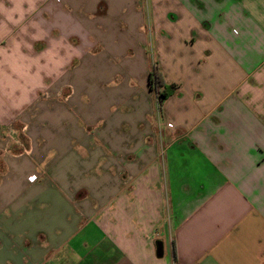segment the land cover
I'll use <instances>...</instances> for the list:
<instances>
[{"label":"crops","instance_id":"obj_1","mask_svg":"<svg viewBox=\"0 0 264 264\" xmlns=\"http://www.w3.org/2000/svg\"><path fill=\"white\" fill-rule=\"evenodd\" d=\"M76 1L0 2V264H264V0Z\"/></svg>","mask_w":264,"mask_h":264},{"label":"rangeland","instance_id":"obj_2","mask_svg":"<svg viewBox=\"0 0 264 264\" xmlns=\"http://www.w3.org/2000/svg\"><path fill=\"white\" fill-rule=\"evenodd\" d=\"M2 1H0V2H2ZM9 1H10L11 4H23V3H29L30 0H9ZM74 3H75V1H74ZM77 4H78V0L76 1V4L75 5H77ZM85 5H88V8H90L92 6L91 1H89V2L88 1H85V0H82L81 1V5L79 7L82 8V11H83V9H86L85 8ZM12 8H14V9H11L10 10V7H7L6 8L5 7V4L4 3H1V5H0V13L5 14V13H9V12L10 13H20L21 12L19 10L21 8H19V9H16V7H12ZM99 8H100V6H99ZM24 10L25 9L23 8V11ZM72 11L73 10H71V12ZM86 11H92V10H89V9L87 10L86 9ZM92 13H93V11H92ZM98 13H100L99 10H98ZM22 14H23V12H22ZM71 16L74 18L75 16H81V15H77V13L72 12V15ZM86 16H88V15H86ZM88 20L89 21H92L99 30L103 29L102 27L104 26V20H103V16L102 15L95 16V19L94 20H93V18L89 17ZM91 34H93V33L91 32ZM97 34L99 35V32ZM76 37H77V39L79 38V41L78 40H74L75 37L73 36L70 39H68V41L66 42L67 43V46H68V43H69L71 47L68 46V48H67V46H65V48L68 51L71 50V49L72 50H75V49L77 50L76 51V53H77V55H76L77 62L74 63L73 66H75V65L76 66L82 65V67H83L82 69H85L87 67V64H88L87 63L88 56L90 54H92V53H97L100 50V48L102 50V47L100 46V44H97V43H95V44L92 43L90 45L89 42H88V40H91V39H89L87 36L84 37V36H82L80 34H77ZM95 59L98 60V61L103 62L105 60V56L104 55H100V56H98ZM61 62H63V58L61 59ZM73 62H74V59L71 60V63H73ZM66 64H68V62ZM102 64H108V62L105 61ZM70 65L71 64H69V66ZM62 67H63V65H62ZM75 67H73V68H75ZM87 78H90V76H88ZM87 78H86L85 82L87 81ZM22 126H25V124H23ZM23 130H24L23 127H22V129L20 128L19 131H18V133H17V136L16 137L14 136V137L18 140V142H16L15 144L21 146L23 148V150H25L26 148H28L30 146V140H29L28 135L26 133H24L25 131H23ZM12 146H15V145H12ZM11 149H12V147L9 148L7 150V152H10Z\"/></svg>","mask_w":264,"mask_h":264},{"label":"trees","instance_id":"obj_3","mask_svg":"<svg viewBox=\"0 0 264 264\" xmlns=\"http://www.w3.org/2000/svg\"><path fill=\"white\" fill-rule=\"evenodd\" d=\"M150 84L154 88L157 98L158 107L161 110L167 97L175 91L174 86H168L158 65H154L150 73Z\"/></svg>","mask_w":264,"mask_h":264},{"label":"water","instance_id":"obj_4","mask_svg":"<svg viewBox=\"0 0 264 264\" xmlns=\"http://www.w3.org/2000/svg\"><path fill=\"white\" fill-rule=\"evenodd\" d=\"M158 252H159V255H162L163 254L162 244L159 245Z\"/></svg>","mask_w":264,"mask_h":264}]
</instances>
